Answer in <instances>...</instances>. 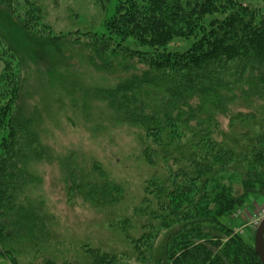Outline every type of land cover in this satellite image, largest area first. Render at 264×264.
Returning a JSON list of instances; mask_svg holds the SVG:
<instances>
[{"label":"trees","instance_id":"1","mask_svg":"<svg viewBox=\"0 0 264 264\" xmlns=\"http://www.w3.org/2000/svg\"><path fill=\"white\" fill-rule=\"evenodd\" d=\"M16 1L0 0V5L15 13ZM117 2L104 32L86 37L36 33L18 19L14 25L24 29L30 58L45 55L47 48L61 56L63 46L69 44L87 49L86 59L96 71L115 74L113 84L96 86L95 96L107 103L117 120L142 128L146 138L158 145L157 152L148 142L142 149L151 165H156L157 155L168 174L164 178L153 174L146 181L138 209L151 221L131 239L137 261L261 264L253 242L233 230L227 217L249 197L264 195L263 127L238 152V147L232 151L215 138L213 124L216 113L236 99L253 97L264 105V15L258 17L242 0ZM32 11L39 9L32 7ZM209 16L213 17L201 24ZM196 28L200 32H195L192 43L181 52L157 55L127 44L131 39L160 48L177 37H189ZM3 33L0 31V255L14 263L3 245L25 238L35 228L38 205L27 194L26 185L32 177L29 165L44 157L46 148L18 101L21 78L15 76L12 63L18 60L20 64L24 57ZM116 74H121L118 79ZM195 97L199 101L193 103ZM94 172L91 180L73 179L70 189L94 204L116 200L120 187L97 163ZM159 236L162 241L154 246ZM93 264H119V258L101 252Z\"/></svg>","mask_w":264,"mask_h":264},{"label":"rangeland","instance_id":"2","mask_svg":"<svg viewBox=\"0 0 264 264\" xmlns=\"http://www.w3.org/2000/svg\"><path fill=\"white\" fill-rule=\"evenodd\" d=\"M28 1L29 4L27 0H17L13 7L15 13L0 5V31L6 32L3 34L24 57L20 64L18 60L12 63L15 76L21 78L18 101L27 116H31V128L37 132L46 154L29 165L32 177L26 185L27 194L38 205L35 228L30 229L25 238L18 237L9 245H3L15 262L0 255V264H93L95 256L101 252L118 256L119 264H146L137 261L131 239L137 238L142 227L151 221L138 209L146 181L153 174L161 178L168 174V167L157 155L156 165L149 164L143 156L145 142L156 152L158 145L146 138L142 128L117 120L107 103L95 96L96 86L113 84L115 74L96 71L86 59L87 49L69 44L70 47L63 46L61 56L47 48L45 55L37 53L30 58L31 47L24 37V29L14 25L15 19L25 21L31 31L46 35L102 33L118 2ZM242 2L258 17L264 15V0ZM32 7L39 11H32ZM213 16L206 17L201 24ZM196 31L197 28L189 37H177L155 49L131 39L127 44L157 55L181 52L200 32L195 34ZM0 64L2 69L1 59ZM116 75L118 79L121 74ZM249 99H236L214 117L215 138L232 151L238 147L240 152L241 144L246 147L249 137H255L261 127L264 130V105L253 97ZM191 101L199 100L195 97ZM95 163L120 187L116 200L94 204L77 190L70 189L73 179L95 177ZM167 163L172 164L170 160ZM262 210L264 195L251 196L233 210L227 224L253 242L255 229L246 222ZM161 237L154 246L161 243Z\"/></svg>","mask_w":264,"mask_h":264},{"label":"water","instance_id":"3","mask_svg":"<svg viewBox=\"0 0 264 264\" xmlns=\"http://www.w3.org/2000/svg\"><path fill=\"white\" fill-rule=\"evenodd\" d=\"M253 248L261 264H264V216L260 219L253 234Z\"/></svg>","mask_w":264,"mask_h":264},{"label":"built area","instance_id":"4","mask_svg":"<svg viewBox=\"0 0 264 264\" xmlns=\"http://www.w3.org/2000/svg\"><path fill=\"white\" fill-rule=\"evenodd\" d=\"M240 213V211H239ZM264 216V210L260 211L257 215H251L246 222V225H249L253 227V229L256 228L257 224L259 223L260 219Z\"/></svg>","mask_w":264,"mask_h":264},{"label":"crops","instance_id":"5","mask_svg":"<svg viewBox=\"0 0 264 264\" xmlns=\"http://www.w3.org/2000/svg\"><path fill=\"white\" fill-rule=\"evenodd\" d=\"M0 66H1V64H0ZM0 70H1V67H0Z\"/></svg>","mask_w":264,"mask_h":264}]
</instances>
